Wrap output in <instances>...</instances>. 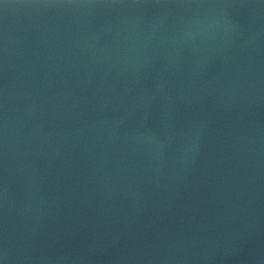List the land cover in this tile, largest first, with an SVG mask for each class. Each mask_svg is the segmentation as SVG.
Returning a JSON list of instances; mask_svg holds the SVG:
<instances>
[{"label": "water", "instance_id": "obj_1", "mask_svg": "<svg viewBox=\"0 0 264 264\" xmlns=\"http://www.w3.org/2000/svg\"><path fill=\"white\" fill-rule=\"evenodd\" d=\"M0 264H264V0H0Z\"/></svg>", "mask_w": 264, "mask_h": 264}]
</instances>
